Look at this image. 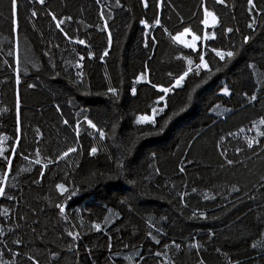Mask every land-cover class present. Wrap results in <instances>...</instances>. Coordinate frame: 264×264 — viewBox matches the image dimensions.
Masks as SVG:
<instances>
[{
  "label": "trees",
  "instance_id": "trees-1",
  "mask_svg": "<svg viewBox=\"0 0 264 264\" xmlns=\"http://www.w3.org/2000/svg\"><path fill=\"white\" fill-rule=\"evenodd\" d=\"M261 120L264 0H0V264H264Z\"/></svg>",
  "mask_w": 264,
  "mask_h": 264
},
{
  "label": "snow or ice",
  "instance_id": "snow-or-ice-1",
  "mask_svg": "<svg viewBox=\"0 0 264 264\" xmlns=\"http://www.w3.org/2000/svg\"><path fill=\"white\" fill-rule=\"evenodd\" d=\"M40 2L43 3L44 0H40ZM220 2L223 3L224 0H220ZM249 3H252V0H249ZM16 7H17V0H12V8H13V12H14V13H15V9H16ZM253 7H255L254 4H253ZM32 15L35 16L36 13L33 12ZM205 17H212L213 23L215 24L216 17H215L211 12H208L207 10H205ZM203 22H204L206 25H207V23H208L207 19H205ZM60 23H63V21H60ZM155 23H156V24H159V23H160L159 19H157V20L155 21ZM59 26H60V24L58 23V24H57V27H59ZM249 27H251V25H249ZM188 31H189V29L186 28V29L184 30V33H187ZM228 31L231 32L232 29H228ZM184 33H181V36L184 35ZM210 38H214V34H213L212 37H209V36H207V35L204 37V39H210ZM173 39H179V38H178V37H173ZM199 39H200L199 36H194V40H199ZM247 39H248V38H246L245 42H247ZM181 42H182V43H185V46H186V47L195 48V44H194V43H193V44H188L187 42H184V41H181ZM79 43L82 44V43H84V41H79ZM105 55H107V52H105ZM216 55L219 56V58H220L221 60H224L226 56L230 59V58H232L235 54H234L232 51H228V52L217 51V52H216ZM199 59H200V61H201V64H198V65H197V69H199L200 67H203V68L207 69V68H208V64L204 62V57L201 55V56L199 57ZM188 63H189V65H191L192 61L189 60ZM188 71L190 72V71H192V69L189 68ZM187 75H188V72H185L183 75H181V76L176 80V85L179 86L180 83H181V81H183L184 78H185V76H187ZM141 78H143V77H141ZM153 87H155V85H153ZM162 91H164L165 93H167L168 91H170V89H162ZM224 91H225V93L227 94L228 90L225 89ZM109 92L115 94V93H116V90L110 88V89H109ZM133 92H135V89H133ZM252 99H255V97H252ZM180 111L183 112L184 109H181ZM174 115H179V113H174ZM169 119H171V117H169ZM146 120H147V117H140V118L137 120V123H143V122H145ZM65 123H67V121H65ZM88 123H89L93 128L96 127L95 124H92L91 121H88ZM260 123L264 124V120H261ZM165 126H166V125H165ZM163 130H164V128L161 127V128H160V131L163 132ZM99 134H100L101 137L104 136V132H103V131H100ZM5 139H6V138H5ZM248 146H249L250 148L252 147V142H251V141L248 142ZM13 151H15V150L13 149ZM74 151H76L75 148H69L66 152H64L63 156H64V157H67V156L69 155V153L74 152ZM96 151H97L96 148H92V149H91V154L94 155V154L96 153ZM2 152H3V150L0 149V154H2ZM37 155H39V153H37ZM25 159H27V157H25ZM36 163L39 164L40 161H39V160H36ZM227 163H228L229 165H231V164L233 163V161H232V160H228ZM10 164H11V161H9V165H10ZM180 171H184V169L181 168ZM4 178H5V179L7 178V174H5V177H4ZM58 187H60L61 189H63V185H58ZM5 194H6V193H5L4 188H3V187H0V196H3V195H5ZM72 194L74 195L75 192H73ZM60 210H61V213H63L64 209L61 208ZM99 227H100L99 225H96V228H97V229H99ZM69 235H72V233H69ZM177 247H179V246H177Z\"/></svg>",
  "mask_w": 264,
  "mask_h": 264
},
{
  "label": "rangeland",
  "instance_id": "rangeland-1",
  "mask_svg": "<svg viewBox=\"0 0 264 264\" xmlns=\"http://www.w3.org/2000/svg\"><path fill=\"white\" fill-rule=\"evenodd\" d=\"M205 19H207V21H208L207 25L205 24L206 27H211V26L215 25L217 22V19H216L215 24H214L212 17H205ZM182 33H184V32H182ZM175 37L179 38V39H175V41L184 45V46H185V43H182L181 41L187 42L188 44H193V43L195 44V48L187 47L189 49H193V50L195 49L196 50L198 48L200 40H194V36L191 35L189 31L187 33H184V35H182V36H181V33L177 34Z\"/></svg>",
  "mask_w": 264,
  "mask_h": 264
}]
</instances>
